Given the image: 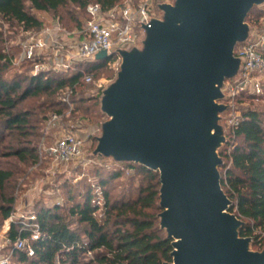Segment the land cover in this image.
<instances>
[{"label": "water", "instance_id": "water-1", "mask_svg": "<svg viewBox=\"0 0 264 264\" xmlns=\"http://www.w3.org/2000/svg\"><path fill=\"white\" fill-rule=\"evenodd\" d=\"M254 7L264 0H169L135 45L95 56L119 64L98 99L105 119L91 156L158 174V227L171 246L162 264H264V249L240 235L219 171L226 82L242 68L234 51L254 34Z\"/></svg>", "mask_w": 264, "mask_h": 264}, {"label": "trees", "instance_id": "trees-1", "mask_svg": "<svg viewBox=\"0 0 264 264\" xmlns=\"http://www.w3.org/2000/svg\"><path fill=\"white\" fill-rule=\"evenodd\" d=\"M90 3H98L103 10H108L119 5L121 0H0V159H4L0 162L2 222L14 212V177L21 174L17 164L38 162L37 147L30 145L29 138L35 137L37 127H41L48 117L42 114L35 120L33 114L21 109L20 105L29 98L46 95L51 97V101L41 108H53L60 114L66 105L56 97L67 87L71 91L75 112L87 115L89 106L82 108L81 105L88 101H92V107L98 110V95L84 98L77 94V87L84 83L81 81L83 73L93 76L98 69L116 59L111 56L88 64L80 63L69 76L50 73L23 76L18 72L9 76L14 63L11 55L3 49V25L23 31L40 30L42 22L31 11L55 16L60 10L69 8L67 13L80 30L88 19L85 9ZM76 11L83 14L81 19ZM58 20L61 23L59 17ZM26 64L31 65V62ZM246 98L254 96H246L242 100ZM34 123L39 124L36 126ZM228 140L220 152L225 160L220 172L221 187L233 202L230 212L245 222L240 235L252 237L256 247H264V111L254 108L243 110L238 124L230 130ZM126 170L133 174L126 179V188H122L120 178ZM92 174L95 182H82L83 192L70 185L73 191L69 194L65 213L60 212L59 206L39 208L33 212L40 237L31 243L34 248L32 257L14 248L17 239L29 238L31 229L19 221L10 224L5 234L7 244L3 254L9 258L7 264H162L170 260V240L165 239L157 220L160 212L158 174L133 164L107 168L95 166ZM136 175L141 183L133 189ZM115 183L116 189L115 185L111 186Z\"/></svg>", "mask_w": 264, "mask_h": 264}, {"label": "rangeland", "instance_id": "rangeland-1", "mask_svg": "<svg viewBox=\"0 0 264 264\" xmlns=\"http://www.w3.org/2000/svg\"><path fill=\"white\" fill-rule=\"evenodd\" d=\"M67 10H69V8L60 10L55 16L52 13L31 11V13L42 22L40 30L23 31L18 27L10 28L7 27V24L3 25V49L7 54L11 55L14 63L13 68L8 72L9 76L15 72H18L23 76L39 73L65 74L66 76H69L76 69L78 64L82 63L71 58L74 51V45L79 41L76 34L78 27L76 23L71 20ZM155 11L156 16H158L159 11L157 6H155ZM76 14L79 19L83 17L82 13L76 11ZM58 17L61 19V23L59 22ZM55 21L59 23L61 28L60 31L55 34L51 32L50 36L43 34V30L51 28ZM246 22L255 33H264V7H254ZM138 31L140 32L139 28ZM40 37L46 39V46L42 50L34 51V57L31 61L26 60L24 57V46ZM238 46H236V48ZM262 51L264 54V47ZM35 59L37 61H34ZM27 62H31V65L26 64ZM88 63L84 62L83 64ZM68 64H70L69 67H64ZM118 64L119 62L117 59H113L108 65L98 69L93 74L91 82L88 84H84L85 82L81 80L82 83L84 82V85L82 84L77 87V94L80 93L84 98H92L95 95H98L99 99L101 90L114 80ZM262 82L264 86V76ZM68 90L69 89L65 87L56 98L61 100ZM50 98L51 97L46 95H40L38 97L29 98L20 105L21 109L30 111L33 114L32 118L35 120H38L42 114H47L48 117L43 124H41V127H37L35 137L29 138V140H31L30 145L32 146L34 144L37 147L39 156L38 162L26 165L17 164L18 171L21 174L14 177L15 189L13 191V196L15 203L13 206V217L20 214L28 215L36 212L39 208H51L54 206H59L60 212L65 213L67 206H69V194H72L73 191V189L70 188V185L75 186L77 190L80 188L83 192V186L80 185L82 182H95L92 174V169L95 166H104L107 168L109 166L111 167L114 165L117 167L119 165L108 160L92 158L91 156L96 145L95 138L98 135L99 125L105 119L104 115L100 113L99 105L98 110L95 109L96 111L92 107V101H88L86 105H81L83 106L82 108H84V106H89L87 115H84L80 111L75 112L74 109L71 112H67L68 107L66 105V108L62 109L60 113L62 114L61 124H56L51 130H46V121L55 113L54 111L56 109H43L41 106L49 104L48 102L51 101ZM247 108L264 111V92L263 95L257 96L256 98L236 100L233 103L232 109L226 115L224 114V119L222 121L224 128L229 129V124L226 123L227 120L231 117H239L242 111ZM34 124L37 126L39 123ZM62 130L70 131L77 135L80 140H84L82 153L79 159L65 165L53 162L44 151V148L53 143ZM39 133L41 135L36 136V134L38 135ZM93 143L94 145L91 149ZM224 148L225 145L220 152ZM1 150L2 148L0 151ZM3 160L0 159V162H3ZM10 161L11 160L9 159V162ZM222 167L219 168L220 172L223 171ZM131 174H133L131 171L126 170L123 177L120 178L122 181L120 186H122V188H126V179L130 177ZM140 183V177L136 175L133 189H135ZM114 185L116 189L117 183L112 184L111 186L114 187ZM15 220L16 219H13V221ZM2 226H7V224L5 225L4 221L2 222L0 220V230L4 229ZM0 241H4V246H6L7 242L5 237L0 235ZM252 249L254 251H261L264 247H256L252 243ZM4 250L5 249H2L0 251V255L4 254Z\"/></svg>", "mask_w": 264, "mask_h": 264}, {"label": "built area", "instance_id": "built-area-1", "mask_svg": "<svg viewBox=\"0 0 264 264\" xmlns=\"http://www.w3.org/2000/svg\"><path fill=\"white\" fill-rule=\"evenodd\" d=\"M169 2V0H121L119 5L111 9L103 10L98 3H90L86 6L85 12L88 19L85 25L76 32L78 42L74 45L72 59L79 62H91L95 56L104 51L107 54L128 45H135L140 37L141 24L150 18H155V6L160 3ZM60 25L55 21L51 28L43 30V34L50 36L51 32L55 34L60 31ZM141 30V29H140ZM46 46L45 38H37L24 46V57L26 60H32L33 52L42 50ZM264 33L253 34L251 40L246 44L239 45L235 48L234 55L243 58L244 62L238 76L233 81L226 82V101L228 110L225 115L232 109L236 100H241L246 96L263 95V76H264ZM116 57L119 62L118 56ZM69 61V60H68ZM71 62V61H70ZM70 64L64 66L69 67ZM91 75L83 73L81 80L85 83L91 82ZM71 91L68 90L61 99V102L67 105V112L73 111V103L70 99ZM62 114L54 113L46 121V130H51L56 124H61ZM239 117H231L226 121L229 129L232 130L239 122ZM84 140H80L77 135L70 131L62 130L54 142L44 148L46 155L55 163L68 164L79 159L82 153ZM15 221L21 222L25 228H30L29 238L17 239L14 248L19 252L25 253L27 257L34 255L32 242L37 241L40 237L36 215H12L4 221L9 228L10 224ZM5 227V226H4ZM3 245H0V251ZM9 258L0 255V264H7Z\"/></svg>", "mask_w": 264, "mask_h": 264}, {"label": "crops", "instance_id": "crops-1", "mask_svg": "<svg viewBox=\"0 0 264 264\" xmlns=\"http://www.w3.org/2000/svg\"><path fill=\"white\" fill-rule=\"evenodd\" d=\"M2 228H4V229H1L0 230V235L2 236V237H5V234H6V232H7V230H8V227L7 226H5V227H3L2 226ZM0 245L2 246L3 245V249H4V241H0Z\"/></svg>", "mask_w": 264, "mask_h": 264}]
</instances>
